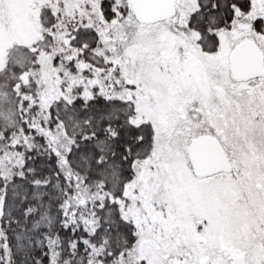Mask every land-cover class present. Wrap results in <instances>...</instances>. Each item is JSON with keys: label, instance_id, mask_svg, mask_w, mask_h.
Here are the masks:
<instances>
[{"label": "snow or ice", "instance_id": "1", "mask_svg": "<svg viewBox=\"0 0 264 264\" xmlns=\"http://www.w3.org/2000/svg\"><path fill=\"white\" fill-rule=\"evenodd\" d=\"M0 264H264V0H0Z\"/></svg>", "mask_w": 264, "mask_h": 264}]
</instances>
